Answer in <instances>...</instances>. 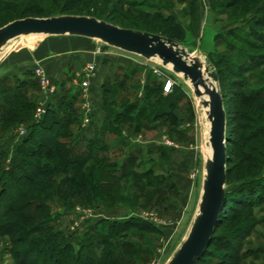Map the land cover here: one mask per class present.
Segmentation results:
<instances>
[{"label": "rangeland", "instance_id": "obj_1", "mask_svg": "<svg viewBox=\"0 0 264 264\" xmlns=\"http://www.w3.org/2000/svg\"><path fill=\"white\" fill-rule=\"evenodd\" d=\"M7 2L13 7L0 13V28L25 18L93 17L174 38L170 40L218 75V82L210 83L223 97L227 118L228 199L215 241L199 264H264V0ZM46 39L12 40L8 53L30 52ZM94 44L108 54L103 61L113 64L102 92L107 150L77 175L87 182V192L71 187L75 175L58 168L52 154L43 160L57 167L55 178L23 187L12 182L18 169L29 171L31 163H40L23 150L10 167L7 155L18 142L19 129L31 124L40 86L30 82L33 108L14 112L9 105L10 111L0 112V191L7 189L0 200V264H169L198 216L213 150L208 114L194 87L159 59L147 60L102 41ZM168 81L174 86L171 93L164 91ZM79 82L64 77L65 90L56 91L55 104L67 108L80 91ZM4 91L0 104L8 106L10 95ZM80 97L76 108L82 105L81 92ZM171 103L176 104L173 110ZM162 113L168 118L157 121ZM80 124L71 130L77 133L83 129ZM106 166L121 173L117 192L111 188L108 198L101 189ZM104 219L119 226L113 230ZM130 221L134 226H125ZM33 228L38 234L28 237ZM54 254L60 255L55 263L50 260ZM130 258L132 262H124Z\"/></svg>", "mask_w": 264, "mask_h": 264}, {"label": "water", "instance_id": "obj_2", "mask_svg": "<svg viewBox=\"0 0 264 264\" xmlns=\"http://www.w3.org/2000/svg\"><path fill=\"white\" fill-rule=\"evenodd\" d=\"M38 34L47 36H76L102 41L124 52L151 60L158 57L164 67L172 65V71L189 80L197 97L199 87L204 88L209 101L208 119L211 122L210 144L213 159H207L206 177L200 203L199 215L192 229L169 264H196L210 245L218 226L220 214L226 200L227 183V118L223 97L210 79L218 82V75L206 66L204 78L202 62L197 58L187 60L191 55L172 40L159 35L133 29H125L86 16H58L49 18H25L15 20L0 28V49L10 40L21 35ZM191 58V57H190ZM190 63V64H189Z\"/></svg>", "mask_w": 264, "mask_h": 264}, {"label": "trees", "instance_id": "obj_3", "mask_svg": "<svg viewBox=\"0 0 264 264\" xmlns=\"http://www.w3.org/2000/svg\"><path fill=\"white\" fill-rule=\"evenodd\" d=\"M239 1V0H238ZM252 2V0H250ZM232 2V1H231ZM234 4L235 0H233ZM231 4V3H230ZM233 4V3H232ZM13 7V4H10L7 2V0H0V13L4 11L11 10ZM172 40H176L174 38H171ZM102 56V55H101ZM99 56V57H101ZM98 57V58H99ZM28 74L30 77H32V81H25V83L19 82L15 86V89L13 92H10V86H5L0 89V92L5 90L3 94L5 96L9 97L8 100V106L0 104V112L10 111V107H14V112L17 111V108L22 110H29L34 107V102L29 101L28 98L23 93V89H26V86H30V82H35L37 86H39L37 80L34 77L33 70L28 71ZM65 84L61 83L58 86L59 89L65 90ZM165 87V86H164ZM174 86L172 85L171 92H173ZM56 92V94H57ZM55 94V95H56ZM55 97L52 98L51 104L48 108V113L43 119L41 123L38 125H28L29 126V132L28 134L23 137L21 140L15 143L13 152L9 155V162L8 165L11 167L13 164L14 157L20 156L23 153V150H26L29 152V157H33L40 162L39 164L31 163V170L26 171L22 170V168L18 169L19 174L17 176L12 177V182L14 186H27V185H33L35 184L36 180L41 179H51L55 178L57 174V167L64 169L63 172L69 174L70 176H74L73 178H70L69 184L71 187L77 188L80 192H87L88 186L87 182H84L78 178L77 175L81 174L82 168L85 164H87L90 160H93L96 158L99 153L104 152L107 150L106 146L107 144L102 143L103 141V130H105L106 126H108L107 118L104 121V124L100 128L94 127V113L92 115L91 123L88 127L81 129L77 133H75L73 130H71L72 126L79 125V122L82 123V111L81 107H75V102L77 100H81L80 97V91H77L73 97L72 100L69 102V106L67 108H64L62 105H56L55 104ZM23 101V105H21L20 102ZM10 105V107H9ZM174 103H171L169 105V108L171 110L175 109ZM9 107V108H8ZM168 118V113H162L158 118L157 121H161ZM32 119V116H30V119ZM113 122H110V125H113ZM81 126V124H80ZM93 133V134H92ZM94 135V136H91ZM63 140H69L68 143H62ZM230 138L227 136V141H229ZM25 151V152H26ZM53 155L55 158L56 166H54L52 163H49V161H44V157H48L50 155ZM132 162L135 160L134 157L131 159ZM228 162V161H227ZM23 163H26L23 159ZM25 167V165H23ZM109 166H106L105 170L102 171V193L105 195L106 198H108L111 193H116L117 189L116 186L118 185L119 180L121 179V173L118 172H109L108 169ZM229 178V171L227 170V180ZM113 189L110 193V189ZM84 190V191H83ZM7 189L4 187L0 191V200H2L3 196L6 194ZM77 195V192H75ZM113 195V194H112ZM98 196H100L98 194ZM227 195L226 200L224 203L223 210L220 214V219L218 226L216 227L215 234L212 237L211 245L215 241V235L217 232V229L220 226V223L222 221L223 215L225 214V205L227 202ZM105 222L103 224H110L113 228L119 226V223L116 221H112L109 219H104ZM135 222L130 221V224H125V226L132 225L134 226ZM124 226V225H123ZM90 231V230H89ZM9 234V232H8ZM38 234L37 228H33L32 230L27 232V236L30 237L32 235ZM32 241V240H31ZM84 247V246H83ZM124 247V246H123ZM36 248V247H35ZM125 248V247H124ZM124 250V249H122ZM113 253V250L110 251V254ZM124 253V252H122ZM208 249L204 252V255L197 261L196 264L201 263L204 260V257L207 255ZM60 259L59 254H54L51 256L50 260L51 262H57ZM124 262H132V259H127ZM94 264H97L95 262Z\"/></svg>", "mask_w": 264, "mask_h": 264}, {"label": "crops", "instance_id": "obj_4", "mask_svg": "<svg viewBox=\"0 0 264 264\" xmlns=\"http://www.w3.org/2000/svg\"><path fill=\"white\" fill-rule=\"evenodd\" d=\"M47 37L48 39L43 40V43L37 42L32 48H29L31 50L30 52L21 49L17 53H8L12 50L7 49L9 43L0 49V51L2 50L0 52V89L6 85L12 86L13 88V86L18 84V81L22 83H25V81H32V77L29 76L28 71H32L37 63L44 66L51 81L57 84V86L62 83L64 77H70L74 80V83L75 81L79 82L81 80V73L79 76H77V73L80 72L86 64L96 61L97 71L91 82V103L94 113V127H102L105 117L104 111L102 110L103 86L111 74L113 64L112 61L110 62L109 60L105 62L106 59H108V54L104 53L105 55L102 54L99 58L94 56L93 53L96 49L94 43L97 40L76 36ZM21 38L22 37L17 38L16 40H20ZM39 39H44V37H39ZM103 59H105V61H103ZM25 88L26 89H23V93L28 98V89L30 87L28 85ZM75 126L77 125L73 127ZM92 134L91 136H94ZM13 149L14 146L12 145V152Z\"/></svg>", "mask_w": 264, "mask_h": 264}, {"label": "built area", "instance_id": "obj_5", "mask_svg": "<svg viewBox=\"0 0 264 264\" xmlns=\"http://www.w3.org/2000/svg\"><path fill=\"white\" fill-rule=\"evenodd\" d=\"M93 54L95 57H99L102 54H104L102 46L97 45ZM96 71H97V62L92 61L84 67L81 73V80L79 82V88H80V92L82 96L81 111H82V127L83 128L88 127L92 120L93 106L91 103V82L96 74ZM33 73H34L35 79L37 80L41 88L42 95L36 107V111L32 117V121L30 124L32 126L38 125L39 123L43 121V119L48 113V108L51 104L52 98L57 91V86L51 81L43 65H41L40 63H37L34 66ZM171 88H172V83L171 81H168L164 87V91L166 93H169L171 91ZM28 132H29V126L21 127L15 137L16 139L15 141L21 140L23 137H25L28 134ZM168 144H171V143L168 142ZM77 225L78 224H76V226Z\"/></svg>", "mask_w": 264, "mask_h": 264}, {"label": "bare ground", "instance_id": "obj_6", "mask_svg": "<svg viewBox=\"0 0 264 264\" xmlns=\"http://www.w3.org/2000/svg\"><path fill=\"white\" fill-rule=\"evenodd\" d=\"M23 36H39V37H45L44 35H38V34H30V35H21L20 37H23ZM20 37H18V38H20ZM17 39V38H16ZM13 40H15V39H13ZM12 40H10L8 43H10ZM7 43V44H8ZM6 44V45H7ZM5 45V46H6ZM5 46H3V47H5ZM2 47V48H3ZM1 48V49H2ZM191 57V58H190ZM190 57H188L187 58V60H189L190 62H191V59L193 60V58H195L194 56H190ZM156 59H158V57H156ZM159 61H160V59H159ZM190 64V63H189ZM202 64V63H201ZM168 67H171V69H172V65L170 64V65H168ZM202 67H203V72H204V78H207L208 77V75L206 74V69H204V66H203V64H202ZM180 75H182V74H180ZM189 81V80H188ZM190 82V81H189ZM191 83V82H190ZM192 84V83H191ZM193 86V85H192ZM199 90L201 91V96L200 97H198V98H200L201 100H200V102H202V105H203V107H204V109H205V112H206V114H209V108L208 107H205L204 106V103L205 102H208L209 101V97L206 95V93H205V90H204V88H202V87H199ZM210 127H211V122H210V125H209ZM211 145V144H210ZM213 152H211V154H212ZM209 160H212L213 159V154L208 158ZM198 215H199V213H198Z\"/></svg>", "mask_w": 264, "mask_h": 264}]
</instances>
